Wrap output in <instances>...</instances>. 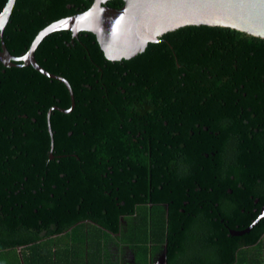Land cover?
Segmentation results:
<instances>
[{"label": "trees", "instance_id": "1", "mask_svg": "<svg viewBox=\"0 0 264 264\" xmlns=\"http://www.w3.org/2000/svg\"><path fill=\"white\" fill-rule=\"evenodd\" d=\"M92 2L15 0L0 50ZM34 57L74 105L0 60V264H264V215L240 233L264 209V38L185 25L111 60L59 29Z\"/></svg>", "mask_w": 264, "mask_h": 264}, {"label": "water", "instance_id": "2", "mask_svg": "<svg viewBox=\"0 0 264 264\" xmlns=\"http://www.w3.org/2000/svg\"><path fill=\"white\" fill-rule=\"evenodd\" d=\"M107 1L93 0L85 10L52 21L36 34L23 55H12L2 41L0 60L8 66L13 65V61H22L61 80L70 93L72 108L74 98L68 80L45 70L34 57L37 45L53 31L68 29L74 36L79 31H90L104 55L111 60L130 58L142 52L149 42L158 41L162 34L185 25L226 26L264 38V0H122L120 7L108 6ZM14 2L7 0L0 12V31L8 21ZM263 215L264 209L240 233L248 231ZM161 260L165 261V255Z\"/></svg>", "mask_w": 264, "mask_h": 264}, {"label": "rangeland", "instance_id": "3", "mask_svg": "<svg viewBox=\"0 0 264 264\" xmlns=\"http://www.w3.org/2000/svg\"><path fill=\"white\" fill-rule=\"evenodd\" d=\"M112 251H114L113 248H112ZM127 255H128V254H127ZM127 257H129V256H127ZM161 257H162V254H160V255L156 258L154 264H158V263L163 264V261L161 260Z\"/></svg>", "mask_w": 264, "mask_h": 264}]
</instances>
